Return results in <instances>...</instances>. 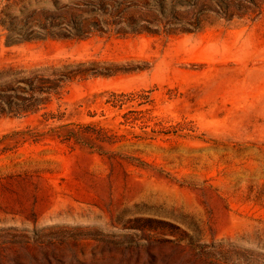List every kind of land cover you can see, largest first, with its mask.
<instances>
[{
  "label": "rangeland",
  "instance_id": "obj_1",
  "mask_svg": "<svg viewBox=\"0 0 264 264\" xmlns=\"http://www.w3.org/2000/svg\"><path fill=\"white\" fill-rule=\"evenodd\" d=\"M64 1L0 0V111L43 101L0 112V264H264V0L43 35Z\"/></svg>",
  "mask_w": 264,
  "mask_h": 264
},
{
  "label": "trees",
  "instance_id": "obj_2",
  "mask_svg": "<svg viewBox=\"0 0 264 264\" xmlns=\"http://www.w3.org/2000/svg\"><path fill=\"white\" fill-rule=\"evenodd\" d=\"M57 4V0H54ZM163 6L161 0H66L53 10L35 8L30 14V20L50 21L48 25L42 26L46 33L53 38H78L83 39L94 33H107L113 31L119 36L128 34H140L148 32L144 21H152L157 18V6ZM229 18V14L225 15ZM36 78V77H35ZM35 78L29 80L33 83ZM47 78L48 84L39 89L42 92L50 93L57 89L58 80ZM34 89L33 91H35ZM109 99L112 105L121 106L127 102L121 98L122 94L112 92ZM43 103H22L14 108L10 103L1 109L11 115H20L36 111L37 104ZM49 115V114H48ZM50 117H54L51 115ZM125 122L127 116L123 115ZM66 138L74 137L79 140L78 130L70 128L64 134Z\"/></svg>",
  "mask_w": 264,
  "mask_h": 264
}]
</instances>
